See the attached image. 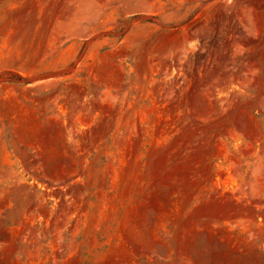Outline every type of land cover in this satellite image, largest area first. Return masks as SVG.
Masks as SVG:
<instances>
[{"label":"rangeland","instance_id":"374dc122","mask_svg":"<svg viewBox=\"0 0 264 264\" xmlns=\"http://www.w3.org/2000/svg\"><path fill=\"white\" fill-rule=\"evenodd\" d=\"M0 264H264V0H0Z\"/></svg>","mask_w":264,"mask_h":264}]
</instances>
